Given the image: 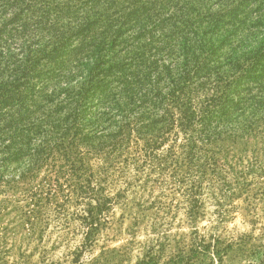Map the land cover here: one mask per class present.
<instances>
[{
	"label": "trees",
	"instance_id": "trees-1",
	"mask_svg": "<svg viewBox=\"0 0 264 264\" xmlns=\"http://www.w3.org/2000/svg\"><path fill=\"white\" fill-rule=\"evenodd\" d=\"M260 133L264 0H0V184L86 242L113 201L97 175L139 161L202 189L208 145Z\"/></svg>",
	"mask_w": 264,
	"mask_h": 264
},
{
	"label": "rangeland",
	"instance_id": "rangeland-1",
	"mask_svg": "<svg viewBox=\"0 0 264 264\" xmlns=\"http://www.w3.org/2000/svg\"><path fill=\"white\" fill-rule=\"evenodd\" d=\"M207 148L202 189L139 161L97 175L113 201L90 242L44 194L0 184V264H264V133Z\"/></svg>",
	"mask_w": 264,
	"mask_h": 264
}]
</instances>
